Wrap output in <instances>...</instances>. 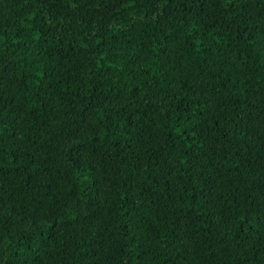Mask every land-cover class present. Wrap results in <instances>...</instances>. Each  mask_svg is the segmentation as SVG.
<instances>
[{"label": "trees", "instance_id": "16d2710c", "mask_svg": "<svg viewBox=\"0 0 264 264\" xmlns=\"http://www.w3.org/2000/svg\"><path fill=\"white\" fill-rule=\"evenodd\" d=\"M0 264H264V0H0Z\"/></svg>", "mask_w": 264, "mask_h": 264}]
</instances>
